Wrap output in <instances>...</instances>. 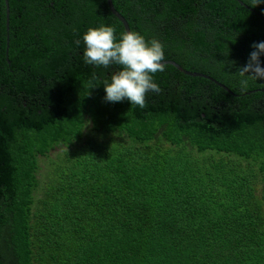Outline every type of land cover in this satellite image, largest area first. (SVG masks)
<instances>
[{
  "label": "trees",
  "instance_id": "1",
  "mask_svg": "<svg viewBox=\"0 0 264 264\" xmlns=\"http://www.w3.org/2000/svg\"><path fill=\"white\" fill-rule=\"evenodd\" d=\"M238 1L112 0L201 75L165 65L140 108L83 59L125 33L106 0H8L7 32L0 0V264H264V81L235 75L264 0Z\"/></svg>",
  "mask_w": 264,
  "mask_h": 264
},
{
  "label": "clouds",
  "instance_id": "2",
  "mask_svg": "<svg viewBox=\"0 0 264 264\" xmlns=\"http://www.w3.org/2000/svg\"><path fill=\"white\" fill-rule=\"evenodd\" d=\"M261 2L254 0V7ZM114 33L112 27L88 29L83 36L84 62L105 69L119 65L120 70L111 76V83L104 85L105 101L118 103L126 99L130 104L144 108L146 94L161 91L153 77L165 70L163 45L155 39L146 41L133 31L124 33L117 43ZM251 47L253 51L246 64L235 73L240 78L242 92L248 89L250 82L264 81V66L260 59L264 56V42L254 43Z\"/></svg>",
  "mask_w": 264,
  "mask_h": 264
},
{
  "label": "water",
  "instance_id": "3",
  "mask_svg": "<svg viewBox=\"0 0 264 264\" xmlns=\"http://www.w3.org/2000/svg\"><path fill=\"white\" fill-rule=\"evenodd\" d=\"M241 6L245 7L240 1L236 0ZM106 4L108 7L109 12L121 23V25L123 26L124 32H129V27L128 24L126 22V20L118 13L116 12V10L114 9L113 5H112V0H106ZM4 6H5V11H6V18H5V28H6V32L8 31V0H4ZM7 41V45H8V37L6 38ZM6 53H7V46H6ZM9 63V62H8ZM164 65H169L174 67L175 69H177L178 71H180L181 73H183L184 75L187 76H193V77H201V75L198 74H194V73H189L187 71H184L180 66L176 65L174 62H162ZM210 81H212L213 83H215L218 87L222 88L224 91L229 92V90L224 87L223 85L219 84L218 82L208 78ZM231 94V93H230ZM232 95V94H231Z\"/></svg>",
  "mask_w": 264,
  "mask_h": 264
}]
</instances>
